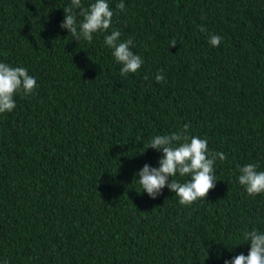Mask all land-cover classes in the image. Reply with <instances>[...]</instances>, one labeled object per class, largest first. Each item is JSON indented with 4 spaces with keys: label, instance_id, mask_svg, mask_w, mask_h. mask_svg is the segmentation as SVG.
Returning a JSON list of instances; mask_svg holds the SVG:
<instances>
[{
    "label": "trees",
    "instance_id": "obj_1",
    "mask_svg": "<svg viewBox=\"0 0 264 264\" xmlns=\"http://www.w3.org/2000/svg\"><path fill=\"white\" fill-rule=\"evenodd\" d=\"M116 3L112 27L144 58L126 76L104 33L79 42L59 27L69 0H0V60L37 80L0 114V258L223 264L247 254L242 234L264 230V193L248 195L236 177L237 165L264 169V0ZM185 123L226 155L215 186L187 205L167 187L150 198L135 173L161 152L143 145Z\"/></svg>",
    "mask_w": 264,
    "mask_h": 264
},
{
    "label": "clouds",
    "instance_id": "obj_2",
    "mask_svg": "<svg viewBox=\"0 0 264 264\" xmlns=\"http://www.w3.org/2000/svg\"><path fill=\"white\" fill-rule=\"evenodd\" d=\"M110 2L88 0L85 5L83 0H69V4L63 7L64 17L59 27L71 32L79 42H91L94 34L104 33L102 46L110 49L114 61L121 65L119 74L126 76L137 72L144 64V58L133 50L131 37L121 39L120 30L112 27L114 9L110 7ZM115 8L124 11L125 0H118ZM198 29L201 32L206 30L204 25H198ZM222 39L219 34L208 33V42L213 47L218 46ZM175 43L171 41L170 45ZM154 80L167 83L162 70H157ZM36 87V77L26 67L0 60V114L11 112L16 107L17 94L27 96ZM188 128L189 124L185 123L176 131L154 135L143 145L144 149L151 147L161 152L157 166L145 162L135 173L141 190L150 198L155 199L167 187L176 194L181 205H187L198 198L204 199L209 189L215 186L216 161H223L226 155L223 151L211 150L206 137L188 135ZM237 168V182L248 195L264 193V169H259L257 163H244ZM175 176L188 178L181 182L173 179ZM241 241L249 244L247 254L239 252L230 258H223V264H264V230L255 227L245 230ZM222 255V252H217L218 258ZM0 264H8L7 258H0Z\"/></svg>",
    "mask_w": 264,
    "mask_h": 264
}]
</instances>
